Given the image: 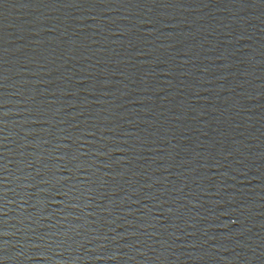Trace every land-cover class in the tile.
Segmentation results:
<instances>
[{"label": "water", "instance_id": "water-1", "mask_svg": "<svg viewBox=\"0 0 264 264\" xmlns=\"http://www.w3.org/2000/svg\"><path fill=\"white\" fill-rule=\"evenodd\" d=\"M0 264H264V0H0Z\"/></svg>", "mask_w": 264, "mask_h": 264}]
</instances>
